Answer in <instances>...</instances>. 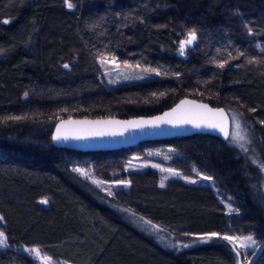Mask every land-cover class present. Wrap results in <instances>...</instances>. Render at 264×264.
<instances>
[{"label": "trees", "instance_id": "16d2710c", "mask_svg": "<svg viewBox=\"0 0 264 264\" xmlns=\"http://www.w3.org/2000/svg\"><path fill=\"white\" fill-rule=\"evenodd\" d=\"M190 32L196 41L180 55ZM102 57L157 75L109 88ZM184 97L239 114L248 144L194 134L77 151L53 141L62 119L151 116ZM157 148L185 175L211 176L232 211L211 186L160 187L156 170L127 169L133 154ZM76 167L130 180L110 199L177 239L219 235L163 247L104 204ZM0 228V264H40L24 250L33 246L73 264H248L222 237L264 242V0H0ZM251 264H264V244Z\"/></svg>", "mask_w": 264, "mask_h": 264}, {"label": "rangeland", "instance_id": "374dc122", "mask_svg": "<svg viewBox=\"0 0 264 264\" xmlns=\"http://www.w3.org/2000/svg\"><path fill=\"white\" fill-rule=\"evenodd\" d=\"M188 38L189 33L185 34L183 37L179 50L180 55H185V51L196 41L195 39L190 44H185V41H187ZM98 62L100 66L101 82L109 88L122 83L142 81L157 75V72H154L148 68L136 67L127 63H122L118 61L115 57H102L99 58ZM231 114L232 130L229 142L234 146L243 148L249 142V126L239 114ZM237 121L240 124L239 132L241 136L244 137V139L240 141H236L233 139V136L237 131L235 127ZM168 160L169 158L163 149H148L146 150L145 155L133 154L128 161L127 169L131 172H140L139 174L144 173L148 169L156 170L160 176L158 182V185L160 187H165L167 183L172 179H180L189 184H202L211 186L216 192L220 201L227 206L228 211H232V207L229 203L228 198L219 193L211 176L200 172H194L192 175H185L181 170L171 166L168 163ZM76 171L79 174L86 176L90 181L98 182L95 183V185H97L98 188L103 192V194L108 197H104L102 199V202L104 204L119 212L128 224H130L132 227L139 230L140 232L144 233L145 235L154 238V240L163 247L177 250H182L181 248L183 247V249L192 248L205 244L209 240V237H215L219 235L217 233H213L215 235L209 234L208 237L203 236L198 238H189L181 240L177 239L174 235L156 227L145 217H142L141 215H138L128 210L125 206L110 199L118 190L128 189L131 186L130 180L127 179L109 182L97 178L94 173L89 169L76 167ZM173 173H178V175H174ZM190 181H194V183ZM41 203L47 205L48 201L46 199H43ZM0 232L4 233V235L6 236V233L3 229L0 228ZM165 232L169 235H167ZM248 236H252L256 241L255 247L240 246L242 242H245L244 238ZM231 237H233L235 240V244H232L234 245L236 252L239 253V255L244 256V259L246 261H251L254 255L258 252V250H260L262 246V244H259L258 240L253 235H232ZM29 249L38 250L39 256L34 251L30 252ZM24 250L30 253L40 264H73L65 261L56 260L37 246L28 247ZM253 252L254 254L252 258H250ZM242 260L243 258H240L239 264H242ZM249 263L250 262H248V264Z\"/></svg>", "mask_w": 264, "mask_h": 264}, {"label": "water", "instance_id": "95a60500", "mask_svg": "<svg viewBox=\"0 0 264 264\" xmlns=\"http://www.w3.org/2000/svg\"><path fill=\"white\" fill-rule=\"evenodd\" d=\"M185 101L189 103H183ZM200 105H206L208 109H212V113H207L206 109L197 107ZM176 109H180V111L174 112ZM217 110H222L224 113L226 130L228 132L227 138L219 129L205 126L207 122H218L220 120L218 116L213 115ZM166 113H173V115L165 116ZM202 114L207 117V120L201 118ZM179 116L191 119L194 123L178 122L177 117ZM160 117H164L166 120H173L176 122L175 126L172 123L159 122L157 118ZM140 121H155L158 123V126L153 127L147 124L136 126L131 123ZM195 122L201 123V127H196ZM57 128H60L61 134L67 135L68 139H54L57 134ZM231 130L232 117L225 107L213 106L206 101L193 97H184L171 108L151 116L129 118L70 117L62 119L54 128L53 141L59 147L77 151H110L135 146L145 141L185 137L194 134H209L227 142L230 139ZM263 244L264 242L262 246ZM258 252L249 264L252 263Z\"/></svg>", "mask_w": 264, "mask_h": 264}, {"label": "snow or ice", "instance_id": "6c2138e0", "mask_svg": "<svg viewBox=\"0 0 264 264\" xmlns=\"http://www.w3.org/2000/svg\"><path fill=\"white\" fill-rule=\"evenodd\" d=\"M68 7L69 8L72 7L71 3H68ZM5 23H7V21H5ZM195 39H196V33L195 32H190L189 33V38H188L187 41H185V44H190ZM182 47H183V45H182ZM65 67H67V65H65ZM221 67H223V65H221ZM183 103H189V102L185 101ZM197 107H201V108L206 109V112L207 113H212V109H208L206 105H200V106H197ZM179 111H180V109L174 110V112H179ZM172 115H173V113H166L165 114V116H172ZM213 115L214 116H218L220 118V120L218 122H207L205 126L206 127H209V128L219 129L221 132L224 133L225 137L227 138L228 132L226 130V121L224 119V113L222 112V110H217L215 113H213ZM201 118L204 119V120H207V117L204 116L203 114L201 115ZM157 120L159 122H163V123H172V124H174V126L176 124V122H174L173 120H166L164 117L157 118ZM177 121L178 122H181V123H194L193 120L186 119L183 116L177 117ZM131 123L134 124V125H136V126L145 125V124L151 125L153 127L158 126V123L155 122V121H140V122H131ZM195 126L199 128V127H201V123L195 122ZM235 127H236L237 131L234 134L233 139L236 140V141L243 140L244 137L241 136V134L239 132L240 124H239L238 121L236 122ZM76 138H79V137H76ZM54 139H56V140L68 139V136L67 135H62L61 134V129L60 128H57V134L54 137ZM173 174L174 175H178V173H173ZM93 182L94 183H98L97 181H93ZM190 182H193L194 183V181H190ZM213 235H215V234H213ZM222 239H224L226 241H229V243L235 244V240L231 236L225 235V236L222 237ZM244 241L245 242H242L240 244L241 247H255V245H256V241L254 240V238L252 236L245 237L244 238ZM7 246H8V243H7L6 236L4 235V233L0 232V247H7ZM29 251L30 252H33L34 251L39 256V251L38 250L29 249ZM237 254L239 255V253H237Z\"/></svg>", "mask_w": 264, "mask_h": 264}]
</instances>
